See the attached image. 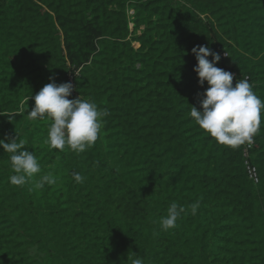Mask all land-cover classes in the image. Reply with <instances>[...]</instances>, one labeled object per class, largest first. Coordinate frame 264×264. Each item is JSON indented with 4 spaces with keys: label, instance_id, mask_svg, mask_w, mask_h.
Segmentation results:
<instances>
[{
    "label": "trees",
    "instance_id": "trees-1",
    "mask_svg": "<svg viewBox=\"0 0 264 264\" xmlns=\"http://www.w3.org/2000/svg\"><path fill=\"white\" fill-rule=\"evenodd\" d=\"M105 1L116 5L107 17ZM127 5L178 36L169 49L174 38L149 28L126 39ZM194 41L225 49L231 66L217 67L247 75L264 100V0H0V139L26 141L41 174L56 178L42 189L33 186L40 174L11 184L0 146V264H264V222L251 189L264 186V112L253 184L243 146L217 143L190 117L209 87L180 65ZM140 75L170 93L147 100ZM52 80L73 84L69 99L107 112L98 140L82 153L49 148L52 120L27 116L32 97ZM173 202L186 213L164 231L159 221Z\"/></svg>",
    "mask_w": 264,
    "mask_h": 264
},
{
    "label": "clouds",
    "instance_id": "clouds-1",
    "mask_svg": "<svg viewBox=\"0 0 264 264\" xmlns=\"http://www.w3.org/2000/svg\"><path fill=\"white\" fill-rule=\"evenodd\" d=\"M191 52L195 55L198 83L208 86L200 100L201 109L196 106L190 109V117L205 132L210 134L221 145L233 149L247 143H253V137L259 132L261 113L264 112V100L253 91V85L247 79H237L233 85L234 74L217 67L221 55L205 45L194 46ZM211 57V60H209ZM51 79V78H50ZM73 92L71 82L57 84L55 80L44 85L34 97V106L27 110L29 119L50 118L46 143L49 148L64 150L69 148L82 153L98 140L102 129L101 112L95 102L81 98L69 99ZM27 142L17 138L0 139V146L9 154L10 168L13 175L10 183L24 186L39 175L34 188L42 189L45 184L53 185L56 178L52 173L41 174V166L34 151L25 149ZM72 177L77 183H83L84 177L73 172ZM199 203L190 206L191 214L195 215ZM186 213L184 206L173 202L167 208V214L160 218V227L167 231L176 227L177 220ZM132 264H144L142 258H135Z\"/></svg>",
    "mask_w": 264,
    "mask_h": 264
},
{
    "label": "rangeland",
    "instance_id": "rangeland-1",
    "mask_svg": "<svg viewBox=\"0 0 264 264\" xmlns=\"http://www.w3.org/2000/svg\"><path fill=\"white\" fill-rule=\"evenodd\" d=\"M106 6L103 7L102 13L104 17H107L109 14V11L114 9L116 7L115 3L113 1H105ZM126 12V20H127V26H128V32H127V38L128 40L133 39L134 37L138 36L141 34L145 29L149 28V33L151 35H155L154 37H158V34H161L164 40H171L168 41L169 43H165V48L169 49V47L172 45L171 43L174 42L178 36H174V33L170 29L163 30L161 28H157L153 22V20L150 19L148 16V12H141L140 14H136L135 10L133 9L132 6H126L125 9ZM199 14L203 18H207L206 15V8L204 6L199 7ZM112 19V18H111ZM109 19V20H111ZM114 26V25H113ZM171 42V43H170ZM196 44V41L192 43V49ZM132 47L134 49L138 48V43L137 41H132ZM213 51L218 52L221 55L220 61L217 62V65H230L231 62L229 60V55L228 52L225 51V49H219L217 46H209ZM188 49L186 51L187 54V59L184 61L180 60V65L183 67L185 70H193L194 66L197 64L195 55L191 52V50ZM209 60H211V57H209ZM136 66L138 68L141 67V63L137 62ZM151 69V66L147 68V71ZM194 71V70H193ZM139 79V86H141V90L139 94H144L146 93V98L147 100H151L152 102H160L163 99V95L166 94L167 92L170 93V89L168 86L164 85V82H159L158 80H153V79H148L145 75H140ZM166 82V80H165ZM251 189H252V201H253V206L255 209V214L258 217V219L262 220L264 222V186L257 185L254 186L251 184ZM33 253H35V250H32Z\"/></svg>",
    "mask_w": 264,
    "mask_h": 264
},
{
    "label": "built area",
    "instance_id": "built-area-1",
    "mask_svg": "<svg viewBox=\"0 0 264 264\" xmlns=\"http://www.w3.org/2000/svg\"><path fill=\"white\" fill-rule=\"evenodd\" d=\"M219 67L224 70L230 71L231 73L234 74L233 85H235L236 80L239 79L238 74L235 71L231 70L228 66L225 67L219 66ZM244 79H248V76L246 75ZM242 146H243L242 147L243 165L247 178L253 184H258L259 183L258 170L257 167L252 162V155L254 154V150L257 148L255 136L253 137V143L251 145L245 143Z\"/></svg>",
    "mask_w": 264,
    "mask_h": 264
}]
</instances>
